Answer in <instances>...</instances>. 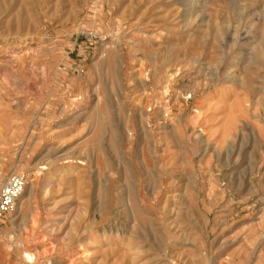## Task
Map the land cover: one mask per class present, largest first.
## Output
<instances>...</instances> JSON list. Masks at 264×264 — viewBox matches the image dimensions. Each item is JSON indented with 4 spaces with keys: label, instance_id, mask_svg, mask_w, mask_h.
I'll use <instances>...</instances> for the list:
<instances>
[{
    "label": "rangeland",
    "instance_id": "rangeland-1",
    "mask_svg": "<svg viewBox=\"0 0 264 264\" xmlns=\"http://www.w3.org/2000/svg\"><path fill=\"white\" fill-rule=\"evenodd\" d=\"M12 172L0 264H264V0H0Z\"/></svg>",
    "mask_w": 264,
    "mask_h": 264
},
{
    "label": "built area",
    "instance_id": "built-area-1",
    "mask_svg": "<svg viewBox=\"0 0 264 264\" xmlns=\"http://www.w3.org/2000/svg\"><path fill=\"white\" fill-rule=\"evenodd\" d=\"M26 177L21 172H12L0 182V217L10 213L16 199L23 192Z\"/></svg>",
    "mask_w": 264,
    "mask_h": 264
},
{
    "label": "bare ground",
    "instance_id": "bare-ground-1",
    "mask_svg": "<svg viewBox=\"0 0 264 264\" xmlns=\"http://www.w3.org/2000/svg\"><path fill=\"white\" fill-rule=\"evenodd\" d=\"M35 189H36V183H35V180H33V183L32 185L30 186V192H29V196L30 197H33L34 196V193H35ZM26 256H27V259L31 260V261H36L35 257H36V253H29V252H26Z\"/></svg>",
    "mask_w": 264,
    "mask_h": 264
}]
</instances>
